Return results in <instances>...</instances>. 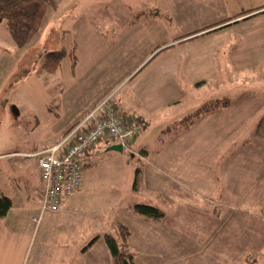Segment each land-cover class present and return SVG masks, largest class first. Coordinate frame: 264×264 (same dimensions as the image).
<instances>
[{"label": "rangeland", "instance_id": "obj_1", "mask_svg": "<svg viewBox=\"0 0 264 264\" xmlns=\"http://www.w3.org/2000/svg\"><path fill=\"white\" fill-rule=\"evenodd\" d=\"M75 1L77 11L66 19L61 14L54 17L47 10L48 0H40L47 10L41 15V25L25 27L29 32L27 42L21 45L16 58L7 61L10 66L19 63V69L12 81L6 77L2 85L0 154L33 151L57 138L84 110L104 99L110 98L116 107L137 106L135 90L147 73L157 69L163 70L161 79L163 84L167 83L163 101L171 104L147 115L149 125L144 124L141 133L151 136V152L159 150L172 135V128H177L178 123H170L183 120L204 103L214 101L221 105V114L203 116L191 127H195V161L201 165L202 185L208 187L220 181L224 188L233 148L236 150L232 152H237L231 170L234 178L245 174L246 162L249 167L255 165L249 173L264 172V144L257 146L252 141L257 124L264 117V13L259 14L262 10L249 15L247 20L240 17L231 21L235 22L233 27L221 29L218 35H199L210 34L206 33L214 29L210 27L179 42L177 36L189 22L202 23V15L206 14L201 12L217 6L214 0ZM252 1L238 3L247 6ZM65 2L56 0L57 9ZM181 3L202 7L197 6L191 20L184 22L180 12L172 11L173 6L179 8ZM219 5L208 17L227 11L225 0ZM89 13L101 19L98 27L88 23L86 17L81 18ZM6 15V29L17 34L16 26L23 18L17 10ZM164 40L169 43H161ZM0 41L1 49L9 48ZM61 51L65 56L60 67L55 73L47 72L45 55ZM224 103H229L226 109ZM128 119L124 116V120ZM166 128L169 130L161 133ZM242 142L248 143L244 149L238 148ZM107 149L100 148V154H95L84 169V201L76 211L61 217L44 214L36 223L33 220L38 216V208L25 206V200L35 201L34 191L41 186L33 168L34 160L12 156L0 161V177H9L3 179L7 183L3 190L12 203L8 215L0 218V264H62L66 260L73 264L80 248L97 236L113 235L119 220L128 229L136 225V218L117 210L138 202L131 196L127 182L132 179L130 168L140 169L139 155L131 149L122 153ZM190 160L193 161L192 155ZM74 228L79 230L71 240L70 229ZM174 246L175 242L167 249ZM201 259L203 264H209L207 256Z\"/></svg>", "mask_w": 264, "mask_h": 264}, {"label": "crops", "instance_id": "obj_2", "mask_svg": "<svg viewBox=\"0 0 264 264\" xmlns=\"http://www.w3.org/2000/svg\"><path fill=\"white\" fill-rule=\"evenodd\" d=\"M63 1H66L65 4L59 5L60 7L57 9L56 0H48L49 5L47 10L54 17L57 14H61L64 18L71 19L72 14L77 11V5L73 6L76 1ZM194 1L197 2L199 0ZM220 1L222 0L212 1L213 4H217L215 8L203 12L200 10L202 14H206L205 16L202 15L204 21L199 24H195L194 22L191 24L189 22V26L186 25L184 31L177 36L180 39L178 41L183 42L184 40L182 39H185L188 35L202 29H208L239 13L254 11L251 15L258 14L260 12L258 9L264 7V2L261 0H253L247 6H242L238 3V0H225L227 11L216 13V15H213V13L208 17L209 12L219 9ZM181 4L179 8L173 6L172 11L173 13L180 12L184 22L191 20L193 12L196 13L197 11V6L202 7L201 5ZM45 8L40 4V0H0V29H2L0 35L2 32H6L3 34L4 37L2 36L1 38L0 36V39L9 47H7L8 49H1L0 47V74L2 75L0 76V94L3 90L2 85L5 78L11 77L12 81L19 69V63L16 65L12 63V66H10V62L7 61L9 59L12 60L14 57L16 58L19 52H21V45L27 42L26 38H28L29 32L25 31V27L31 26L34 28L37 24L38 26L41 25V15L47 12ZM10 10H17L19 17H22L27 22V24H23V21L16 26L19 32L15 35L11 32L12 29L9 31L6 29L8 24H6L7 20L5 18H7L6 14ZM84 17L87 18L88 23L97 25V27L100 25V18H95L90 13L81 16V18ZM158 17L159 15L156 18ZM75 18H77V14ZM230 27H233V25L225 28ZM221 29L216 32H212L214 29L209 30L206 32L210 33L208 35H199L201 37H212L220 33ZM107 35L110 36V33ZM161 43L169 42L168 40H164ZM0 45H2L1 41ZM10 45L13 46L10 47ZM150 56L151 54L146 59ZM162 75L163 70L158 71L157 69L145 75L141 85L134 92L136 93V100L139 101L137 106L133 107L122 104L116 107L114 105L118 112H122L124 116L129 118L127 121L134 120L141 127L139 133L129 145V149L139 155L140 169L130 168L131 171L129 173L133 172L132 179L130 182H127L128 187L130 186L131 196L137 198L138 202L129 204L127 208L120 206L117 210L127 212L128 215L136 218V225H133V229L131 227L129 229L131 236L128 240V246L135 255L137 264H203L201 262L202 256H207L209 264H264V222L262 220L264 212V172L249 173L250 167H255V165L250 164L249 167L248 162L244 163L243 161L241 163H244L245 167H247L245 174L234 178L231 170L234 167V154L237 152L233 153L232 151L236 150L233 148L232 150L230 149L229 170L227 171L228 175L224 179V188L221 186L222 182L220 181H214L208 187L205 184L202 185L200 181L201 165L199 161H195L197 151L193 130L195 127L189 130L172 128L174 130L172 135L166 141L162 140L164 142L161 144L159 150L154 152L149 150L148 138L151 136L146 135V132L141 133L142 129H144V124L149 125L147 115L166 108L171 104L170 102L163 101L167 92V83L163 84ZM152 77H156V79L153 80ZM0 103L4 104L1 95ZM94 106L93 104L90 108L84 110L57 138L49 140L42 145L40 144L33 151H14L0 154V161L5 160V157L10 158L12 156L22 159H33V168L37 173L36 160L32 156L59 141ZM129 115H133L134 117H130ZM179 121L181 120L173 121L170 125L175 126ZM168 130L166 128L161 133ZM252 141L257 146L258 144H264V140L258 138L256 135H253ZM239 145L238 148L244 149L248 143L242 142ZM111 146L107 142H104L88 151L83 157L84 169L89 166L95 154H100V148H109ZM191 155L193 157L192 162L190 160ZM128 165L130 166V163ZM191 166L192 171L190 170ZM136 170L139 171L137 176ZM85 178L86 176L83 173L80 190L71 199L63 202L60 211L45 214L61 217L66 213H70V211L74 213L73 211H76L79 203L84 201L83 195L86 190ZM3 179H9V177ZM3 179L0 177V195L8 197L3 190L6 189L5 184H7ZM37 180L41 184L38 174ZM42 189L43 186L41 184L39 189L34 191L35 201L33 203L25 200L26 208H31L33 205L36 209L38 208V215L39 205H37V202L39 204L38 196ZM135 205L153 207L161 213L162 217L154 219L140 216L132 211ZM122 223L119 220L117 225H123ZM78 230V228L70 229L71 240H74V234ZM174 242L176 246L168 250L167 247L173 245ZM90 243L92 244L88 246ZM162 246L165 247L163 248ZM78 255L76 260L73 259V264H111L103 237L97 236L89 240L86 246L79 249ZM69 263L67 260L62 262V264Z\"/></svg>", "mask_w": 264, "mask_h": 264}, {"label": "built area", "instance_id": "obj_3", "mask_svg": "<svg viewBox=\"0 0 264 264\" xmlns=\"http://www.w3.org/2000/svg\"><path fill=\"white\" fill-rule=\"evenodd\" d=\"M140 128L136 121L124 120V114L118 112L107 98L92 108L58 142L33 155L43 186L39 195V215L33 222H39L45 213L60 211L63 202L78 193L84 173L83 157L93 146L109 139L125 150Z\"/></svg>", "mask_w": 264, "mask_h": 264}, {"label": "trees", "instance_id": "obj_4", "mask_svg": "<svg viewBox=\"0 0 264 264\" xmlns=\"http://www.w3.org/2000/svg\"><path fill=\"white\" fill-rule=\"evenodd\" d=\"M261 10L262 12L259 14L264 13V7H262L261 9H258V11H261ZM253 12L254 11L239 13L238 15H234L231 19L225 20L217 25L212 26L211 28H214L215 29L214 31H218L221 28H225L227 26L233 25L235 22L231 24L229 23L240 17L242 18L245 17L243 20H247L248 18H250L249 15H251ZM193 35H196V33L190 36H193ZM64 56H65L64 51L46 54L45 60H44V68L46 69V71L49 73H55L57 69L60 67L61 61L64 58ZM228 106H229V103H224V109H226ZM219 108H221V105L218 104L217 102H214V101L206 102L203 105H201L197 110L192 112L189 116L179 121L177 125V129L181 128L184 130H189L203 116L215 115V114L220 115L221 114L220 110L222 109L219 110ZM255 135L258 138L264 140V117L258 122ZM104 142H107L109 146L115 144L109 139H104L98 142L91 149L98 147L100 144H103ZM131 142L127 144V148H126L127 150L129 149V145ZM138 174H139V171L136 170V176ZM11 208H12L11 200L6 196L0 195V218L7 216ZM132 211L144 217H150L154 219H159L162 217L161 213L158 210H156L153 207L146 206V205H135L133 206ZM130 236H131L130 230L123 225H117L116 232L113 235L111 234L104 235L103 241L110 255L111 264H137V262L135 261V256L131 252L128 251L129 250L128 240ZM91 244L92 243H90L88 246H90Z\"/></svg>", "mask_w": 264, "mask_h": 264}, {"label": "water", "instance_id": "obj_5", "mask_svg": "<svg viewBox=\"0 0 264 264\" xmlns=\"http://www.w3.org/2000/svg\"><path fill=\"white\" fill-rule=\"evenodd\" d=\"M108 152H117V153H122L123 149L121 145H112L107 149Z\"/></svg>", "mask_w": 264, "mask_h": 264}]
</instances>
